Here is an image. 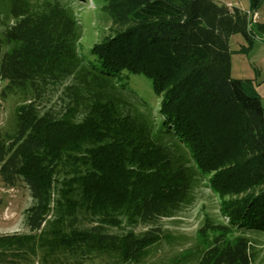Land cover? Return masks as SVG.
Segmentation results:
<instances>
[{
  "label": "trees",
  "instance_id": "obj_1",
  "mask_svg": "<svg viewBox=\"0 0 264 264\" xmlns=\"http://www.w3.org/2000/svg\"><path fill=\"white\" fill-rule=\"evenodd\" d=\"M250 2L251 13L259 9L261 0ZM102 9L114 28L86 56L65 6L12 1L0 79L3 95L29 100L16 109L15 133H0V179L25 183L33 205L25 213L29 234L0 237V253L13 264L139 262L160 236L126 228L174 217L194 171L211 181L231 227L264 231V107L251 81L232 78L229 47L235 34L252 44L264 24L215 0H107ZM125 74L152 82L157 131L146 118L155 117L154 108L121 83ZM64 78L76 82L65 89L76 102L58 115L42 111L39 101ZM82 89L93 96L79 112ZM209 241L197 264H251L244 236L227 232Z\"/></svg>",
  "mask_w": 264,
  "mask_h": 264
},
{
  "label": "rangeland",
  "instance_id": "obj_2",
  "mask_svg": "<svg viewBox=\"0 0 264 264\" xmlns=\"http://www.w3.org/2000/svg\"><path fill=\"white\" fill-rule=\"evenodd\" d=\"M13 0H0V39L3 38L5 28L12 25L10 9ZM32 3L33 8L38 5H46L47 2H59L69 9L76 18L82 32V39L79 46L86 56H90V48L101 43L114 28L111 15L103 10L107 0H24ZM218 5L239 8L249 14L252 25L255 23L264 24V0H261L260 7L251 13L250 0H215ZM229 47L231 50L230 74L234 79L249 80L261 98L264 107V34L259 35L252 44L248 43L242 34H235L230 38ZM10 47L4 46V52ZM72 79L64 78L61 82L51 87L50 93L39 101L42 111L51 110L54 114L65 112L68 106H73L76 97L73 91L65 89L74 85ZM121 83L126 84L132 92L154 108L155 117L148 114V121L155 122L154 131L158 129L157 108L158 99L155 95L152 82L140 75L125 74ZM5 82L0 79V133L2 136L13 135L16 131L17 107L27 103L29 97L23 93L3 95ZM83 90V89H82ZM115 97L120 98L121 94L114 87L110 90ZM83 97L77 99L81 104L79 112H84L85 106L90 100L91 94L83 90ZM92 93V92H91ZM128 97L123 96L125 112L136 116L133 105H130ZM126 109V108H125ZM79 119L83 114H79ZM154 120V121H153ZM172 139H164L165 145L174 144ZM192 188L186 201L180 206L172 218L159 219L154 225L146 226L139 223L137 226L126 228V232L134 231L143 234L154 230L160 236V240L151 246L147 254L139 262L125 264H197L204 251L211 245L209 239L227 232L235 236H244L251 243V264H264V231L240 229L231 227L230 218L223 214V200L216 193L212 192L211 181L205 180L197 171H194ZM33 205V199L29 187L20 182L16 186L5 185L0 179V237L15 234H29L25 224V213ZM85 224L90 226L89 219H84ZM127 227V226H125ZM113 232L124 233L123 230L113 229ZM6 255L0 253V264H13ZM14 264H41L38 259L28 262ZM84 264H124L115 258L99 257L89 259Z\"/></svg>",
  "mask_w": 264,
  "mask_h": 264
},
{
  "label": "built area",
  "instance_id": "obj_3",
  "mask_svg": "<svg viewBox=\"0 0 264 264\" xmlns=\"http://www.w3.org/2000/svg\"><path fill=\"white\" fill-rule=\"evenodd\" d=\"M228 7H229V8H231V7H233V6H231V5H228Z\"/></svg>",
  "mask_w": 264,
  "mask_h": 264
}]
</instances>
